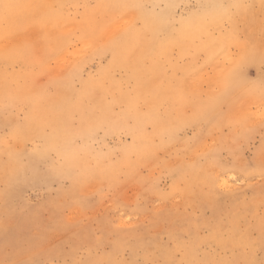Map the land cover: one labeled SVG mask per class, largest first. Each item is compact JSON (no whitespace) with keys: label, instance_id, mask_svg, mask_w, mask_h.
Instances as JSON below:
<instances>
[{"label":"rangeland","instance_id":"1","mask_svg":"<svg viewBox=\"0 0 264 264\" xmlns=\"http://www.w3.org/2000/svg\"><path fill=\"white\" fill-rule=\"evenodd\" d=\"M0 264H264V0H0Z\"/></svg>","mask_w":264,"mask_h":264}]
</instances>
